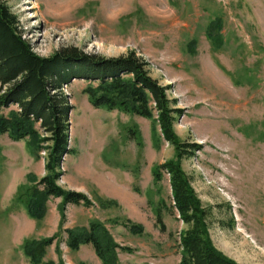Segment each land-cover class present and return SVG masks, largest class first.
<instances>
[{"label":"rangeland","instance_id":"374dc122","mask_svg":"<svg viewBox=\"0 0 264 264\" xmlns=\"http://www.w3.org/2000/svg\"><path fill=\"white\" fill-rule=\"evenodd\" d=\"M35 52L49 57L74 46L88 54L118 57L135 51L182 115L174 128L200 151L182 166L210 210L214 245L239 264H264V0H8ZM222 19L223 45L208 40L209 23ZM75 80L71 95V146L58 184L86 194L90 208L69 204L67 228L103 222L116 242L120 264H180V233L186 225L172 209L169 176L155 183L153 170L175 155L147 119L93 107ZM133 130L136 134H132ZM26 141L0 137V264H31L25 239L59 232L62 199L48 202L46 217L32 220L16 199L26 175L42 178ZM118 205L106 207L107 201ZM161 210L165 231L156 214ZM130 220L142 234L124 227ZM44 261L103 264L92 245L72 251L67 234ZM57 247L60 252L58 253Z\"/></svg>","mask_w":264,"mask_h":264},{"label":"trees","instance_id":"16d2710c","mask_svg":"<svg viewBox=\"0 0 264 264\" xmlns=\"http://www.w3.org/2000/svg\"><path fill=\"white\" fill-rule=\"evenodd\" d=\"M8 0H0V137L26 141L35 159L46 153L45 175H26L17 200L27 215L43 220L48 202L62 199L59 232L43 239H25L23 252L31 264H64L44 261L48 249L66 233V244L72 251L92 245L103 264H120L119 252H133L121 246L100 221H91L87 228H67L66 207L69 204L90 208L92 200L84 193L67 190L58 182L64 175L65 157L74 154L71 146V115L74 105L65 89L75 80L87 83L83 94L97 109L118 111L150 120L162 139L175 149V155L153 170L155 183L167 174L170 180L172 209L187 227L180 233V264H239L221 252L210 234V210L203 206L183 169L182 162L201 150L198 144L183 142L175 131L176 120L182 115L177 102L168 95L169 87L152 77L150 64L135 51L118 57L88 54L78 47H63L49 57L37 54L21 30L19 18L12 12ZM223 21L218 18L207 27L208 40L216 48L223 45ZM132 134H136L131 130ZM106 207L117 206L107 201ZM161 231L166 230L163 215L156 214ZM133 234H142L143 226L130 220L123 222ZM58 253L60 252L57 247ZM80 264H87L81 262Z\"/></svg>","mask_w":264,"mask_h":264}]
</instances>
